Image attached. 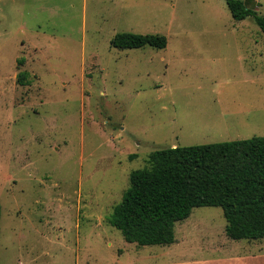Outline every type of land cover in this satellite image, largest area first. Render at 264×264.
Returning a JSON list of instances; mask_svg holds the SVG:
<instances>
[{
  "label": "rangeland",
  "instance_id": "1",
  "mask_svg": "<svg viewBox=\"0 0 264 264\" xmlns=\"http://www.w3.org/2000/svg\"><path fill=\"white\" fill-rule=\"evenodd\" d=\"M122 31L167 45L114 47ZM252 136L264 32L226 0H0V264H264V237L230 238L220 206L167 245L107 220L153 150Z\"/></svg>",
  "mask_w": 264,
  "mask_h": 264
},
{
  "label": "trees",
  "instance_id": "2",
  "mask_svg": "<svg viewBox=\"0 0 264 264\" xmlns=\"http://www.w3.org/2000/svg\"><path fill=\"white\" fill-rule=\"evenodd\" d=\"M226 2L235 20L251 16L264 32V16L245 0ZM111 44L164 48L167 37L122 31ZM26 76L27 71H19L18 83L25 84ZM148 163L131 171L130 186L107 219L126 241L171 244L175 223L197 206H220L232 239L264 237V136L158 148ZM1 213L0 202V221Z\"/></svg>",
  "mask_w": 264,
  "mask_h": 264
},
{
  "label": "crops",
  "instance_id": "3",
  "mask_svg": "<svg viewBox=\"0 0 264 264\" xmlns=\"http://www.w3.org/2000/svg\"><path fill=\"white\" fill-rule=\"evenodd\" d=\"M126 264H131V263L128 262V263H126Z\"/></svg>",
  "mask_w": 264,
  "mask_h": 264
}]
</instances>
